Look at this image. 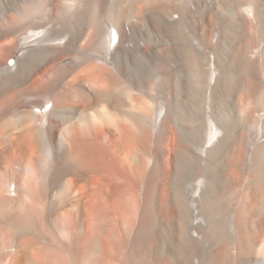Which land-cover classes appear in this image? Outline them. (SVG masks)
Returning a JSON list of instances; mask_svg holds the SVG:
<instances>
[{
  "label": "bare ground",
  "instance_id": "6f19581e",
  "mask_svg": "<svg viewBox=\"0 0 264 264\" xmlns=\"http://www.w3.org/2000/svg\"><path fill=\"white\" fill-rule=\"evenodd\" d=\"M0 264H264V0H0Z\"/></svg>",
  "mask_w": 264,
  "mask_h": 264
},
{
  "label": "rangeland",
  "instance_id": "374dc122",
  "mask_svg": "<svg viewBox=\"0 0 264 264\" xmlns=\"http://www.w3.org/2000/svg\"><path fill=\"white\" fill-rule=\"evenodd\" d=\"M35 111H37V110L35 109Z\"/></svg>",
  "mask_w": 264,
  "mask_h": 264
}]
</instances>
